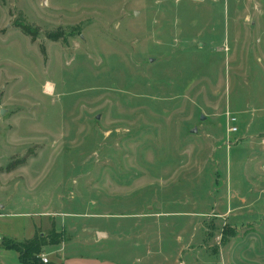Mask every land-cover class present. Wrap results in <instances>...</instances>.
<instances>
[{
	"label": "rangeland",
	"instance_id": "374dc122",
	"mask_svg": "<svg viewBox=\"0 0 264 264\" xmlns=\"http://www.w3.org/2000/svg\"><path fill=\"white\" fill-rule=\"evenodd\" d=\"M0 205V264L31 224L118 264H264V0H0Z\"/></svg>",
	"mask_w": 264,
	"mask_h": 264
},
{
	"label": "trees",
	"instance_id": "16d2710c",
	"mask_svg": "<svg viewBox=\"0 0 264 264\" xmlns=\"http://www.w3.org/2000/svg\"><path fill=\"white\" fill-rule=\"evenodd\" d=\"M23 29L30 32L26 27ZM59 241V238L47 241L39 235H36L32 239L25 240L21 244L3 242V247L5 250L17 252L21 264H44L41 260L44 248L48 245L57 246L60 244Z\"/></svg>",
	"mask_w": 264,
	"mask_h": 264
},
{
	"label": "crops",
	"instance_id": "0c3cea01",
	"mask_svg": "<svg viewBox=\"0 0 264 264\" xmlns=\"http://www.w3.org/2000/svg\"><path fill=\"white\" fill-rule=\"evenodd\" d=\"M0 207H2V205H0ZM34 225L31 224L30 227L28 228V233L29 235L27 236L29 239H32L33 236H35L34 234ZM101 235V233H98L97 236L99 237ZM32 236V237H31ZM27 239V240H29ZM55 247H58L59 249L56 251L57 253H60L63 251H66L64 245H57ZM51 248V247H50ZM49 256L50 259V263H51V256ZM47 256V257H48ZM58 262H56V260H54V262L56 264H118L116 262L113 261H108L106 259H99L96 256H92V255H80V254H68V253H63L62 257L57 258Z\"/></svg>",
	"mask_w": 264,
	"mask_h": 264
},
{
	"label": "built area",
	"instance_id": "2783aa9c",
	"mask_svg": "<svg viewBox=\"0 0 264 264\" xmlns=\"http://www.w3.org/2000/svg\"><path fill=\"white\" fill-rule=\"evenodd\" d=\"M232 121V127L229 129V131L231 132V133H235V132H237V128L234 126L235 125V119H232L231 120ZM41 260H42V262L44 263V264H48L49 263V259H48V257L47 256H44V255H42L41 256Z\"/></svg>",
	"mask_w": 264,
	"mask_h": 264
},
{
	"label": "water",
	"instance_id": "95a60500",
	"mask_svg": "<svg viewBox=\"0 0 264 264\" xmlns=\"http://www.w3.org/2000/svg\"><path fill=\"white\" fill-rule=\"evenodd\" d=\"M201 120H204V117L203 116H201ZM196 132H197V129L196 128L192 130V133H196Z\"/></svg>",
	"mask_w": 264,
	"mask_h": 264
},
{
	"label": "bare ground",
	"instance_id": "6f19581e",
	"mask_svg": "<svg viewBox=\"0 0 264 264\" xmlns=\"http://www.w3.org/2000/svg\"><path fill=\"white\" fill-rule=\"evenodd\" d=\"M47 87H48V88H47V91H48V92H51V91H52V88H51L49 85H48Z\"/></svg>",
	"mask_w": 264,
	"mask_h": 264
}]
</instances>
